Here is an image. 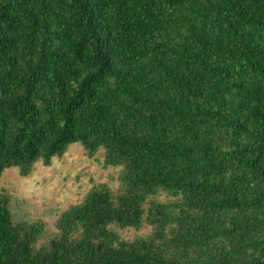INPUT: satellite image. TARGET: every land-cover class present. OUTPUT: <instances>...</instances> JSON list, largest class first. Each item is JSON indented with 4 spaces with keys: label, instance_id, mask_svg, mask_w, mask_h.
I'll use <instances>...</instances> for the list:
<instances>
[{
    "label": "trees",
    "instance_id": "1",
    "mask_svg": "<svg viewBox=\"0 0 264 264\" xmlns=\"http://www.w3.org/2000/svg\"><path fill=\"white\" fill-rule=\"evenodd\" d=\"M71 143L116 190L0 193V264H264V0H0V174Z\"/></svg>",
    "mask_w": 264,
    "mask_h": 264
},
{
    "label": "rangeland",
    "instance_id": "2",
    "mask_svg": "<svg viewBox=\"0 0 264 264\" xmlns=\"http://www.w3.org/2000/svg\"><path fill=\"white\" fill-rule=\"evenodd\" d=\"M100 159V153L86 157L78 143H71L62 156L53 157L49 165L35 162L26 176H19L14 167L3 169L0 193L8 195L13 219L38 221L50 231L56 215L67 205L78 201L90 186L103 184L115 191L118 168L103 169ZM121 234L131 237L134 233L123 231Z\"/></svg>",
    "mask_w": 264,
    "mask_h": 264
}]
</instances>
